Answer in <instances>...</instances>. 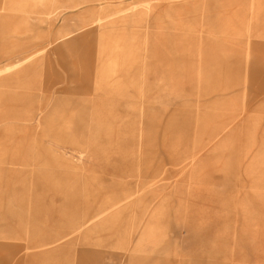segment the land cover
<instances>
[{
	"label": "rangeland",
	"instance_id": "rangeland-1",
	"mask_svg": "<svg viewBox=\"0 0 264 264\" xmlns=\"http://www.w3.org/2000/svg\"><path fill=\"white\" fill-rule=\"evenodd\" d=\"M0 264H264V0H0Z\"/></svg>",
	"mask_w": 264,
	"mask_h": 264
}]
</instances>
